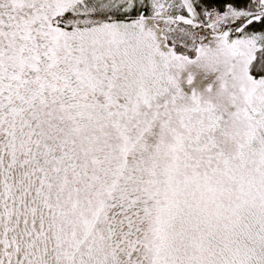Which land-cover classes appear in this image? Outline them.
I'll return each instance as SVG.
<instances>
[{"label": "snow or ice", "instance_id": "1", "mask_svg": "<svg viewBox=\"0 0 264 264\" xmlns=\"http://www.w3.org/2000/svg\"><path fill=\"white\" fill-rule=\"evenodd\" d=\"M0 264H264V0H0Z\"/></svg>", "mask_w": 264, "mask_h": 264}]
</instances>
